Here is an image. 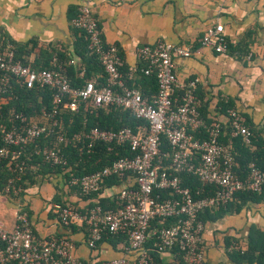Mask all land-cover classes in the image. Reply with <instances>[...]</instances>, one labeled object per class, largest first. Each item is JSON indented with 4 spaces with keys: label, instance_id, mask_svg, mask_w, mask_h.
<instances>
[{
    "label": "built area",
    "instance_id": "obj_1",
    "mask_svg": "<svg viewBox=\"0 0 264 264\" xmlns=\"http://www.w3.org/2000/svg\"><path fill=\"white\" fill-rule=\"evenodd\" d=\"M72 25L82 29L88 40V48L97 55L105 72V82L101 85L86 81L81 87L71 86L62 70L57 56L52 58V68L33 69L14 60V50L7 43L0 52V93L6 91L12 77L22 79L27 87L34 84L54 89L51 111L43 115L53 118L50 124L32 121L23 126L12 125L3 130L0 143V163L7 160L14 167L15 176L8 179L7 190L18 194L19 180L25 168L22 156L24 145L52 131L57 125L54 116L63 108L78 109L82 102L91 99L94 105L116 104L129 110L136 118L145 119L149 128L145 132L134 133L123 127L117 131L91 128L86 133H75L71 139L84 142L90 149L95 142L108 144L128 143L136 153L132 157L114 159L109 165L80 177H72L69 186L76 187L80 194L88 195L101 188L105 178L116 176L122 179L116 193L119 205L116 209H103L95 203L81 211L71 203L55 205L54 212L64 225H87L86 243L96 247L102 232L122 233L126 236L127 249L132 257L121 256L102 261L99 264H155L152 256L144 248L150 235V224L155 218H174L173 224L153 229L154 246L161 251H180L183 264H208L204 257V222L198 213L206 208L226 205L238 191L259 192L264 186V171L254 164L249 165L245 178H238L233 171L235 165L231 147L218 141L221 124L215 123L207 128L203 139L194 137V132L204 126L199 112L200 100L195 94L197 81L189 79L181 82L175 72V55L188 56L190 50L174 43L157 39L153 43L137 47L138 60L147 63L142 69L145 74L155 73L158 89L151 100L143 97L136 87H129L122 79L119 67L122 58L118 47L108 44L102 37L98 19L94 16L88 2L77 7ZM201 45L216 53L227 51V38L222 24L208 25L201 36ZM74 60H69L68 64ZM83 71L80 76H83ZM69 95V100L63 98ZM233 127L232 135H241L244 142H250V132L243 124V117L233 108L227 109ZM21 122H26L22 113L15 114ZM165 135L171 151L159 157L160 136ZM59 142L66 141L58 135ZM44 160L66 163L58 147H43L36 151ZM198 158L196 163L193 160ZM168 160L169 164L164 165ZM188 171L201 181L215 186L211 195L195 198L191 189L181 185L177 174L168 172ZM125 177V179H124ZM130 178V179H129ZM132 181V184H130ZM133 185V186H132ZM169 191L168 197H161L155 190ZM74 242L66 236L38 237L33 233L25 211L16 214L12 230L5 228L0 219V263L15 261L21 264H92L74 255Z\"/></svg>",
    "mask_w": 264,
    "mask_h": 264
},
{
    "label": "crops",
    "instance_id": "obj_2",
    "mask_svg": "<svg viewBox=\"0 0 264 264\" xmlns=\"http://www.w3.org/2000/svg\"><path fill=\"white\" fill-rule=\"evenodd\" d=\"M82 2H88L98 19L104 41L118 47L122 65L130 75L141 64L136 49L142 44L163 39L186 48L190 55L174 57L175 72L181 82L197 81L199 99L208 102V117L225 123L227 116L220 102L231 100L233 108L264 136V0H0V39L28 43L30 62L38 58L40 49L55 50L79 62L71 21ZM211 24H222L229 42L247 53L236 57L202 46V33ZM120 187H104L100 196L111 198ZM8 192L6 186L0 190V219L6 229L14 228L16 214L25 207L36 236L72 239L73 253L78 258L99 264L116 257H132L123 242L114 246L102 240L90 248L86 243L87 225L66 226L59 221L54 212L56 203H71L83 211L92 202L64 185L60 175L45 176L21 196ZM204 224L206 262L235 264L228 257L225 240L244 246L250 224L264 230V201ZM159 261L183 264L173 250L159 252Z\"/></svg>",
    "mask_w": 264,
    "mask_h": 264
},
{
    "label": "trees",
    "instance_id": "obj_3",
    "mask_svg": "<svg viewBox=\"0 0 264 264\" xmlns=\"http://www.w3.org/2000/svg\"><path fill=\"white\" fill-rule=\"evenodd\" d=\"M98 24L102 31L99 21ZM74 30V52L79 58V62H77L75 58H70L61 52L43 49L39 50L38 58L30 62L27 59L31 51V49H27L28 43H17L10 39L3 38L0 39V52L5 48L7 43H11L14 50V60L20 61L22 64L28 65L36 70L51 68V58L53 55H56L58 61L62 64V70L67 75L71 86L81 87L86 81H94L98 85L103 84L105 82V72L97 55L89 50L85 32L75 27ZM32 44L35 45L34 41H32ZM226 52L236 57L247 53L241 50L237 45L231 44L228 38ZM71 59L74 60V62L68 64V61ZM146 66L147 63L142 61L132 72L133 75L129 74L130 72L125 65L120 66L119 70L127 86L138 88L143 97L151 100L157 93L158 84L155 73L145 74L142 71ZM81 71L84 73L82 77L80 76ZM94 77H96V79H93ZM53 93L54 89L49 86L34 84L32 87H27L22 79L12 77L6 91L0 93V143L3 130L10 129L12 125L20 127L32 121L50 124L53 118L43 115V111H51L53 107ZM195 94L199 99L196 91ZM69 98L70 96L66 95L63 98V102L69 100ZM199 100V112L203 119L204 126L196 130L193 135L195 138L203 139L207 136V128L219 121L208 117V113L206 112V105L208 102L202 101L201 99ZM220 108L227 116V121L225 123L219 122L221 127L218 141L223 145L231 147L235 160L233 171L236 176L238 178H245L251 163L261 171H264V136L261 131L254 129L250 125V122L243 118V124L250 132V142H244L241 135H232L233 127L227 113V109L233 108L232 101L222 100L220 102ZM18 113H22L26 117V122H21L18 118H15V114ZM54 118L57 120V125L53 127L52 131L24 145L20 158L25 161V168L20 179L14 181L16 186L22 188L17 195H23L27 187L37 183L40 179L49 174L60 175L63 184L78 193L76 187L69 186L68 184L72 177H80L89 174L109 165L114 159L123 156L132 157L136 153L131 149L128 143L108 144L103 141H97L90 149H87L84 142L71 139L73 134L86 133L94 127L109 131H117L123 127H129L134 133H142L149 128V124L145 119L136 118L129 110L116 104L97 106L94 105L91 99L82 102L76 110L63 108V106H61ZM58 135H63L68 140L59 142ZM160 140L158 156L163 157V153L171 151V146L165 135L162 134ZM43 147H58L60 149V154L66 159V163L64 165L54 164L44 160L43 156L36 153L37 150ZM197 161L198 158H195L193 163ZM168 164V160L164 161L165 166ZM13 169V165L8 164L7 160L0 163L1 191L7 186L8 179L15 176ZM168 172L177 174L181 180V185L190 188L195 198L211 195L215 191V186L201 181L192 172H175L172 169H168ZM121 184L122 179L111 176L104 179L101 188L97 191L88 195L81 194L84 197L92 199L90 206L85 210L92 207L95 203L99 204L103 209H116L119 205L116 194L110 198L102 197L100 193L104 187H112ZM9 190L10 192H8V194L12 196L11 189ZM155 193H159L163 198L169 196V191L167 190L156 189ZM262 201H264V186L259 192L242 190L236 192L233 199L226 205L216 208H206L198 213V217L204 223L206 221H214L226 214L238 213L248 204L260 203ZM65 204L66 202L56 203V205L59 206H64ZM21 211H25L29 218V212L25 207H22ZM173 222L174 218L170 217L155 218L151 221L149 230L152 232L153 229L169 226L173 224ZM151 232L144 242V248L152 256L153 262L155 264H160L159 249L154 246L155 236ZM102 240L108 241L114 246L119 242L128 244L124 234L111 233L107 230L102 232V237L96 243V246ZM225 244L228 248V257L233 263L264 264V230L260 229L257 225L250 224L244 246L237 241L232 242L229 238H226ZM172 250L179 255L182 261V255L177 247H174Z\"/></svg>",
    "mask_w": 264,
    "mask_h": 264
}]
</instances>
